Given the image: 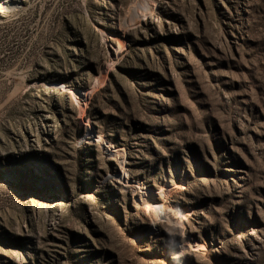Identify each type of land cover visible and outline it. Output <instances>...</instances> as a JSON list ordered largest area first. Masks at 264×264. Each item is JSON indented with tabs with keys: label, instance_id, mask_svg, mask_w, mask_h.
Wrapping results in <instances>:
<instances>
[{
	"label": "rangeland",
	"instance_id": "obj_1",
	"mask_svg": "<svg viewBox=\"0 0 264 264\" xmlns=\"http://www.w3.org/2000/svg\"><path fill=\"white\" fill-rule=\"evenodd\" d=\"M0 264H264V0L0 2Z\"/></svg>",
	"mask_w": 264,
	"mask_h": 264
},
{
	"label": "bare ground",
	"instance_id": "obj_2",
	"mask_svg": "<svg viewBox=\"0 0 264 264\" xmlns=\"http://www.w3.org/2000/svg\"><path fill=\"white\" fill-rule=\"evenodd\" d=\"M21 0H0L1 3L19 4Z\"/></svg>",
	"mask_w": 264,
	"mask_h": 264
}]
</instances>
